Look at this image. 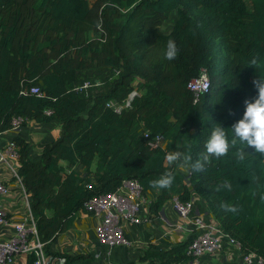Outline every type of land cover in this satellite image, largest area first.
<instances>
[{"label": "trees", "instance_id": "trees-1", "mask_svg": "<svg viewBox=\"0 0 264 264\" xmlns=\"http://www.w3.org/2000/svg\"><path fill=\"white\" fill-rule=\"evenodd\" d=\"M174 11L178 19L164 34L161 27ZM170 39L179 48L173 60L163 57ZM204 73L209 91L196 100L189 84ZM259 76L264 0H0V135L16 118L24 120L22 127L28 121L61 126L37 161L30 143L14 140L45 253L68 263L84 258L55 253L52 245L87 213V203L133 180L143 194L160 191L152 209L200 197L242 254L264 261V154L248 149L240 158L232 148L204 159L212 127L230 128L242 117ZM85 82L95 86L76 92ZM34 86L41 96L29 92ZM133 92L120 113L108 107L124 105ZM146 132L163 135L166 147L152 149ZM175 150L192 159L168 161ZM197 160L201 171L192 167ZM165 173L173 176L171 186L152 187ZM225 182L230 189L220 187ZM192 240L150 249L140 262L190 264ZM34 260L30 254L27 264Z\"/></svg>", "mask_w": 264, "mask_h": 264}, {"label": "crops", "instance_id": "crops-1", "mask_svg": "<svg viewBox=\"0 0 264 264\" xmlns=\"http://www.w3.org/2000/svg\"><path fill=\"white\" fill-rule=\"evenodd\" d=\"M246 1L251 2V0ZM98 82L104 86L103 82L99 80ZM138 85L139 81H136L135 86ZM60 135L61 126L57 122L28 121L18 131H9L0 135V151L4 150L8 143L20 137L30 143L31 155L37 161L44 146L56 141ZM0 180L11 188L10 196L3 202L8 222L0 231V240H9L15 235L14 224L29 219L30 212L20 185L18 186L4 165H0ZM160 195V191L156 189L144 194L137 213L141 219L140 224L129 221L123 216L120 217L124 235L130 242L126 247L113 248L99 242L97 227L104 216L103 213L90 211L80 213L72 228L59 236L51 249L55 253L71 258L79 256L84 258L68 263L65 258L54 257L52 264H148L140 262L148 250L166 251L188 241L193 236L194 221L197 217L213 223L224 232L210 215L206 202L200 197L196 195L193 197L190 218L185 220L181 219L175 210L174 200L158 209H152L151 206L158 201ZM27 257V255H19L13 264H27ZM202 261L204 264H245L243 254L229 243L226 236L222 239V249L212 256L203 257Z\"/></svg>", "mask_w": 264, "mask_h": 264}, {"label": "built area", "instance_id": "built-area-1", "mask_svg": "<svg viewBox=\"0 0 264 264\" xmlns=\"http://www.w3.org/2000/svg\"><path fill=\"white\" fill-rule=\"evenodd\" d=\"M118 73V72H117ZM210 81L204 73L200 78L189 84V89L198 100L201 94L209 91ZM95 85L91 82H85L82 86L77 87L76 92H83L93 88ZM32 95L41 96V90L38 86H34L29 91ZM137 95L133 92L124 105L109 103L108 107L120 113L127 108L133 97ZM51 115V111L45 112ZM24 120L16 118L12 122L11 131H18L22 128ZM148 146L152 149L165 148L166 139L163 135L151 136L149 132L144 134ZM19 155L17 153L16 143L14 141L8 143L4 150L0 151V165H4L13 179L20 185L29 209V219L14 224L15 235L9 240H0V264H13L19 255L33 254L35 257L34 264H52L54 257L48 256L44 251V245L39 241L37 236L36 224L31 213L29 196L26 193L22 179L18 174ZM11 194V188L0 180V231L7 224V215L4 210V199ZM144 194L141 185L137 181H124L122 186L114 193L101 196L87 203V211L97 214L103 213L99 226L97 227V237L101 244L110 247H126L130 242L124 235L123 228L120 224V217L132 221L136 224L141 223V219L137 216L140 210V202L143 200ZM175 210L181 219H189L192 212V201L182 203L175 198L173 201ZM195 230L193 240L188 248V255L192 261L190 264H204L202 259L205 256H212L222 249V239L226 236L229 243L241 252V245L236 240L230 238L225 232H222L213 223L207 222L200 217L194 221ZM242 253V252H241ZM245 264H264V261L254 255L243 254Z\"/></svg>", "mask_w": 264, "mask_h": 264}, {"label": "clouds", "instance_id": "clouds-1", "mask_svg": "<svg viewBox=\"0 0 264 264\" xmlns=\"http://www.w3.org/2000/svg\"><path fill=\"white\" fill-rule=\"evenodd\" d=\"M178 52L177 43L170 39L163 50V57L173 60ZM250 63L255 65L256 60L252 59ZM253 84L257 94L252 99L245 100L242 117L230 128H225L220 123H216L212 127L205 144V160L212 156L219 158L232 148L237 149L236 154L240 158H243V154L248 149H254L255 152L264 154V76L254 79ZM166 159L170 162L182 163L191 160L192 157L186 152L175 150L169 152ZM192 167L195 171L203 170V164L199 160L195 161ZM172 182L173 176L170 173H165L153 180L151 184L154 188H168ZM220 187L230 189L231 185L225 182Z\"/></svg>", "mask_w": 264, "mask_h": 264}, {"label": "rangeland", "instance_id": "rangeland-1", "mask_svg": "<svg viewBox=\"0 0 264 264\" xmlns=\"http://www.w3.org/2000/svg\"><path fill=\"white\" fill-rule=\"evenodd\" d=\"M94 0H89L90 3H93ZM248 5L251 4V2H248ZM178 19V13L176 11H174L173 13H171L170 17L163 23L162 27H161V30L165 33V34H168L171 32V30L173 29L174 27V24L175 22L177 21ZM106 77H108L106 75ZM101 78V77H100ZM89 81H92L89 79ZM102 82H105L104 79L102 78L101 79ZM93 82V81H92ZM94 90V89H93ZM92 90V91H93Z\"/></svg>", "mask_w": 264, "mask_h": 264}]
</instances>
